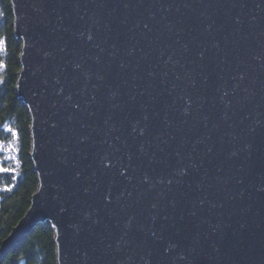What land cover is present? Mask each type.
<instances>
[{"label":"water","instance_id":"water-1","mask_svg":"<svg viewBox=\"0 0 264 264\" xmlns=\"http://www.w3.org/2000/svg\"><path fill=\"white\" fill-rule=\"evenodd\" d=\"M17 99L57 264H264V0H11Z\"/></svg>","mask_w":264,"mask_h":264},{"label":"trees","instance_id":"trees-1","mask_svg":"<svg viewBox=\"0 0 264 264\" xmlns=\"http://www.w3.org/2000/svg\"><path fill=\"white\" fill-rule=\"evenodd\" d=\"M11 0H0V143L14 144L16 159L5 157L0 150V248L11 230L30 208L38 189V178L31 161V119L28 109L17 99L16 84L21 69V44L14 38ZM11 129V131H8ZM10 189V190H9ZM0 264H57L55 234L48 225L39 226Z\"/></svg>","mask_w":264,"mask_h":264},{"label":"snow or ice","instance_id":"snow-or-ice-1","mask_svg":"<svg viewBox=\"0 0 264 264\" xmlns=\"http://www.w3.org/2000/svg\"><path fill=\"white\" fill-rule=\"evenodd\" d=\"M5 41L3 39H0V50L4 48ZM8 131H11V129H8ZM11 145H5L3 143H0V150L10 149ZM10 169L7 168H0V171H9ZM10 190V189H9Z\"/></svg>","mask_w":264,"mask_h":264},{"label":"rangeland","instance_id":"rangeland-1","mask_svg":"<svg viewBox=\"0 0 264 264\" xmlns=\"http://www.w3.org/2000/svg\"><path fill=\"white\" fill-rule=\"evenodd\" d=\"M11 148L10 149H5L4 153H5V157L8 159H16V148L14 146V144H10Z\"/></svg>","mask_w":264,"mask_h":264}]
</instances>
